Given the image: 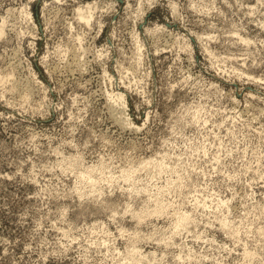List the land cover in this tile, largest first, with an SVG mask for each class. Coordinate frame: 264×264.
<instances>
[{"label":"rangeland","instance_id":"rangeland-1","mask_svg":"<svg viewBox=\"0 0 264 264\" xmlns=\"http://www.w3.org/2000/svg\"><path fill=\"white\" fill-rule=\"evenodd\" d=\"M1 24L0 264H264V0H0Z\"/></svg>","mask_w":264,"mask_h":264},{"label":"bare ground","instance_id":"bare-ground-1","mask_svg":"<svg viewBox=\"0 0 264 264\" xmlns=\"http://www.w3.org/2000/svg\"><path fill=\"white\" fill-rule=\"evenodd\" d=\"M86 13H88V14H85V13H83L82 12V10H80L79 12H78V16H79V18L81 19V20H84L86 23H90L91 22V18H92V15L93 14H91V8L90 9H88V12H86ZM28 14H30V13H28ZM4 23V22H3ZM4 26H3V24H1L0 25V38L4 35ZM3 79V78H2ZM1 80V79H0ZM4 80V79H3ZM117 96V99L119 100V101H122V104L125 106V100H124V97H123V95H120V94H118V95H116ZM111 98V97H110ZM114 98H116V97H114ZM121 103V102H120ZM124 110V109H123ZM124 112V111H123ZM126 112V111H125ZM126 114V113H125ZM124 115V114H123ZM126 117V116H125ZM123 119V118H122ZM126 119V118H125ZM120 121H121V119H120ZM125 121V120H124ZM128 121V120H127ZM126 121V122H127ZM122 123H125V122H123L122 121ZM150 160V159H149ZM149 160H148V162L146 163L147 164V166H149L150 164H151V162H153L152 160H151V162H149ZM157 162V161H156ZM160 162V161H159ZM162 162V161H161ZM144 163V164H145ZM152 165V164H151ZM165 164H163V163H159V166H164ZM145 166V165H144ZM158 166V165H157ZM160 167V168H161ZM145 168H146V166H145ZM95 168H91V169H87L85 172H83L82 174H81V179L82 180H85V181H91V184L93 183V184H95L96 183V181H95V179L93 178L94 176V172H95ZM100 171V170H99ZM132 171V170H131ZM173 171V170H172ZM129 172V171H128ZM133 172V174H134V171H132ZM125 173H127V172H125ZM132 173H128L126 176H125V178H126V181L128 180H131L133 177H132V175H133ZM124 178V177H123ZM131 178V179H130ZM125 180V179H124ZM162 192V191H161ZM161 192L156 196V200H155V202H156V204H155V207H154V209L153 210H151V211H149V210H147V211H145V213H141V214H138V215H136L135 217H137V219L139 220V221H142V220H144V218L145 217H150V216H154V215H163L167 210H169V206L168 205H166V204H164L163 202L164 201H162L161 200V198H160V194H161ZM163 193V192H162ZM220 203V202H219ZM171 207V206H170ZM218 207V206H217ZM226 207V206H225ZM184 212V211H183ZM191 221V219H190V216L187 214V213H181V214H178V220L176 221V227L179 229V228H184L185 226H186V224H188L189 222ZM136 249V248H135ZM134 249V251L137 253V262L138 263H141L142 264V262H143V260L145 259V257H143V255L141 254V253H139L138 251H136ZM133 250V249H132ZM134 251H133V253H134ZM154 255V254H153ZM139 257V258H138ZM148 258L146 257V260H147Z\"/></svg>","mask_w":264,"mask_h":264}]
</instances>
